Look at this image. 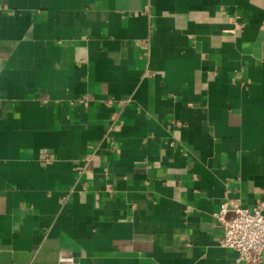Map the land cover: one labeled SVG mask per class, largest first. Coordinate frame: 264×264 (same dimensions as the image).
Instances as JSON below:
<instances>
[{
	"label": "crops",
	"instance_id": "1",
	"mask_svg": "<svg viewBox=\"0 0 264 264\" xmlns=\"http://www.w3.org/2000/svg\"><path fill=\"white\" fill-rule=\"evenodd\" d=\"M235 199L264 201V0H0V264H232Z\"/></svg>",
	"mask_w": 264,
	"mask_h": 264
},
{
	"label": "built area",
	"instance_id": "2",
	"mask_svg": "<svg viewBox=\"0 0 264 264\" xmlns=\"http://www.w3.org/2000/svg\"><path fill=\"white\" fill-rule=\"evenodd\" d=\"M216 218L223 230L220 244L237 253L232 264L264 262V201L246 207L240 199L225 200ZM55 264L80 263L71 251L60 250Z\"/></svg>",
	"mask_w": 264,
	"mask_h": 264
}]
</instances>
